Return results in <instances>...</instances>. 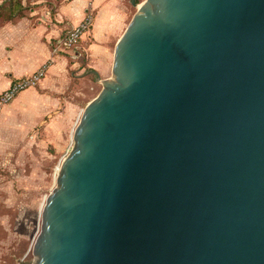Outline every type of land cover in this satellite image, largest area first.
<instances>
[{"label": "water", "instance_id": "obj_1", "mask_svg": "<svg viewBox=\"0 0 264 264\" xmlns=\"http://www.w3.org/2000/svg\"><path fill=\"white\" fill-rule=\"evenodd\" d=\"M131 2L35 264H264V0Z\"/></svg>", "mask_w": 264, "mask_h": 264}, {"label": "rangeland", "instance_id": "obj_2", "mask_svg": "<svg viewBox=\"0 0 264 264\" xmlns=\"http://www.w3.org/2000/svg\"><path fill=\"white\" fill-rule=\"evenodd\" d=\"M56 1L67 0H21V9L25 16L42 17L55 12ZM10 9L7 0H0V26L20 18L15 15L9 19ZM134 10L137 11L136 6ZM78 46L59 50L79 53L82 65L87 54ZM7 71L2 70L0 60V79L7 80ZM6 87L0 86V95ZM102 87L100 81L94 84V90L91 84L82 83L76 94L69 93V98L78 101L73 97L83 98V93L93 92L97 95ZM83 100L86 103V98ZM85 103L82 102L83 109ZM81 110L63 114L64 110L57 107L40 114L38 107L27 99L0 101V264H35L39 259L33 247L41 230L43 209L57 186L63 160L75 143L74 131Z\"/></svg>", "mask_w": 264, "mask_h": 264}, {"label": "crops", "instance_id": "obj_3", "mask_svg": "<svg viewBox=\"0 0 264 264\" xmlns=\"http://www.w3.org/2000/svg\"><path fill=\"white\" fill-rule=\"evenodd\" d=\"M134 6L131 0L56 1L53 13L6 21L0 26V60L1 68L8 70V76L7 80L0 79V86L8 87L14 79L44 65L45 76L32 86L36 88L29 87L14 99L19 102L27 99L29 104L38 107L40 114L57 107L64 110L63 114L83 110V98L87 100L86 105L98 94L93 91L83 93V98L81 95L73 97L78 98L77 101L71 100L69 93L76 94L82 83L91 84L94 90V84L99 82L98 74L101 78L112 75L115 47L135 13ZM88 11L94 14V23L78 46L87 54L81 65L79 53L55 50L54 46L58 37Z\"/></svg>", "mask_w": 264, "mask_h": 264}, {"label": "built area", "instance_id": "obj_4", "mask_svg": "<svg viewBox=\"0 0 264 264\" xmlns=\"http://www.w3.org/2000/svg\"><path fill=\"white\" fill-rule=\"evenodd\" d=\"M94 23V14L88 11L84 17L76 24L68 28L61 37H58L54 46L55 50L60 47L72 48L79 45L81 39L90 32ZM46 67L43 65L30 74L14 79L11 84L2 91L0 95L1 102H8L14 99L21 91L37 85L45 76Z\"/></svg>", "mask_w": 264, "mask_h": 264}, {"label": "trees", "instance_id": "obj_5", "mask_svg": "<svg viewBox=\"0 0 264 264\" xmlns=\"http://www.w3.org/2000/svg\"><path fill=\"white\" fill-rule=\"evenodd\" d=\"M9 5H11V9L9 12V19H13V16L17 15L19 17H24L25 14L22 12V2L21 0H7Z\"/></svg>", "mask_w": 264, "mask_h": 264}]
</instances>
